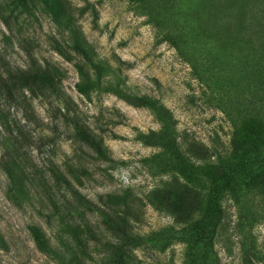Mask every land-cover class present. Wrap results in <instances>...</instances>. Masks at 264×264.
Here are the masks:
<instances>
[{
  "label": "rangeland",
  "instance_id": "obj_1",
  "mask_svg": "<svg viewBox=\"0 0 264 264\" xmlns=\"http://www.w3.org/2000/svg\"><path fill=\"white\" fill-rule=\"evenodd\" d=\"M38 67L0 101V264H190L212 204L197 264H264V0H0V73Z\"/></svg>",
  "mask_w": 264,
  "mask_h": 264
},
{
  "label": "trees",
  "instance_id": "obj_2",
  "mask_svg": "<svg viewBox=\"0 0 264 264\" xmlns=\"http://www.w3.org/2000/svg\"><path fill=\"white\" fill-rule=\"evenodd\" d=\"M56 71V70H55ZM81 73V69H79ZM51 72L49 69H43L38 67L34 70L25 71H11L6 70L0 73V101L5 100L8 103H16L18 101L19 92L24 90L35 91L33 86L35 85H48L51 82ZM78 92L83 93V88L76 84ZM0 121L6 130H9L8 134L13 136L8 122V114L4 112V109L0 108ZM13 139L17 141V137L13 136ZM262 165L261 161H255L254 166L259 167ZM8 167V166H7ZM9 169V168H7ZM207 176L211 181L212 186L216 189L222 186L223 182L235 181L234 167L228 164L209 165L205 169ZM218 210L212 204L206 209L204 216L193 225L187 227L184 230V235L187 237V242L192 244V255L190 256L191 263L197 264V256H204V254H211L210 247L213 241L214 227L219 221ZM32 237L40 249L45 250V242L43 233L37 227H30ZM129 244H138V240L131 235Z\"/></svg>",
  "mask_w": 264,
  "mask_h": 264
}]
</instances>
